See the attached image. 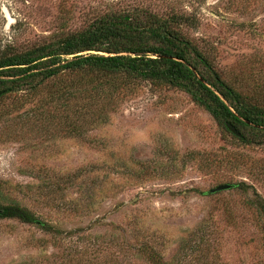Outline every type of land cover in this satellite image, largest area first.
Instances as JSON below:
<instances>
[{
    "label": "rangeland",
    "instance_id": "1",
    "mask_svg": "<svg viewBox=\"0 0 264 264\" xmlns=\"http://www.w3.org/2000/svg\"><path fill=\"white\" fill-rule=\"evenodd\" d=\"M134 8L182 14L180 29L217 68L264 81V0H0V50L23 49L81 29L102 12ZM18 128L0 125V195L44 220L92 236L119 225L117 236L151 242L166 261L264 264V247L246 220L250 194L234 186L246 182L264 198V145L233 139L187 93L143 84L82 136L51 130L5 137ZM89 164L98 166V178L65 179ZM94 181L98 190L91 192ZM225 183L233 187L207 194ZM56 184L64 189L53 193ZM203 232H213L209 254L190 253L188 240ZM75 237L0 220V264H43L46 255L65 254ZM134 264L149 263L136 255Z\"/></svg>",
    "mask_w": 264,
    "mask_h": 264
},
{
    "label": "trees",
    "instance_id": "2",
    "mask_svg": "<svg viewBox=\"0 0 264 264\" xmlns=\"http://www.w3.org/2000/svg\"><path fill=\"white\" fill-rule=\"evenodd\" d=\"M182 24L183 16L177 12L168 16L145 8L105 11L81 29L53 34L23 49L0 50V125H19L5 137L51 130L82 136L86 126L92 128L109 119L128 94L150 84L187 93L238 142L264 145V81L217 68L207 50L182 32ZM228 123L241 136L234 134ZM97 170V165L89 164L65 174V179L78 180L85 175L95 179ZM105 183L102 181L99 188ZM234 186L250 194L245 203L250 213L246 220L256 228L264 247V198L246 182ZM63 189L56 184L51 192ZM89 190H98L95 181ZM230 218L235 221L231 214ZM3 219L35 225L57 238L76 235L72 248L61 256L42 257L43 264H134L136 255L149 264H182V258L166 261L149 241L136 243L131 237L117 236L114 229L124 230L119 225H108L109 235L64 230L0 195ZM212 233L203 232L199 240L190 238L187 250L208 255Z\"/></svg>",
    "mask_w": 264,
    "mask_h": 264
},
{
    "label": "water",
    "instance_id": "3",
    "mask_svg": "<svg viewBox=\"0 0 264 264\" xmlns=\"http://www.w3.org/2000/svg\"><path fill=\"white\" fill-rule=\"evenodd\" d=\"M253 125L256 127H262V126L255 125V124H253ZM228 127L234 134H236L237 136H241V132L234 125H232L231 123H228ZM232 187H233V184H230V183L220 184L214 188L207 190V194H213V193H216V192H219L222 190L230 189Z\"/></svg>",
    "mask_w": 264,
    "mask_h": 264
}]
</instances>
